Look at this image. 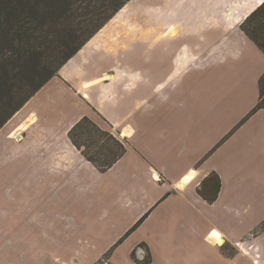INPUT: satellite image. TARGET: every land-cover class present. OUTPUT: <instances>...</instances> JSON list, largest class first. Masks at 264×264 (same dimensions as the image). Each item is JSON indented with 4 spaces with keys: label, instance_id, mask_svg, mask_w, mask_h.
<instances>
[{
    "label": "crops",
    "instance_id": "crops-1",
    "mask_svg": "<svg viewBox=\"0 0 264 264\" xmlns=\"http://www.w3.org/2000/svg\"><path fill=\"white\" fill-rule=\"evenodd\" d=\"M263 3L130 0L63 65L0 130V175L24 173L1 160L30 142L35 111L45 116L60 103L67 120L51 130L58 139L31 165L67 174L72 194L115 176L124 181L109 182L119 202L64 205L72 195L64 192L61 203L41 207L0 188V264H93L106 252L89 259L94 245L105 243L115 246L104 264H138L131 257L137 248L140 264H264V109L251 114L264 54L241 29ZM150 21L153 59L104 53L124 27ZM106 58L118 71H89ZM75 98L85 111L71 107ZM71 117L124 136L126 152L105 173L70 141ZM211 174L219 191L208 203L197 189Z\"/></svg>",
    "mask_w": 264,
    "mask_h": 264
},
{
    "label": "trees",
    "instance_id": "trees-1",
    "mask_svg": "<svg viewBox=\"0 0 264 264\" xmlns=\"http://www.w3.org/2000/svg\"><path fill=\"white\" fill-rule=\"evenodd\" d=\"M129 1L0 0V130ZM241 29L264 54V3ZM263 108L264 74L251 114ZM68 137L85 160L102 172L126 152L110 131L87 117L70 129ZM218 191L215 174L197 189L208 203L216 200ZM263 229L264 222L258 231Z\"/></svg>",
    "mask_w": 264,
    "mask_h": 264
},
{
    "label": "rangeland",
    "instance_id": "rangeland-1",
    "mask_svg": "<svg viewBox=\"0 0 264 264\" xmlns=\"http://www.w3.org/2000/svg\"><path fill=\"white\" fill-rule=\"evenodd\" d=\"M155 46V25L154 21H150L148 25L144 26H139L136 23L124 27L119 32L118 38L112 40L110 43H108V46L104 48V53H106V55L110 54L111 52H113L114 54H119L120 51L123 50L124 53L121 60L129 59L125 60L128 62L137 61L140 59L148 60L153 59L154 53L158 48L156 47L155 49ZM112 64L114 63L108 60V58H106L96 68H94V70L91 68L89 71H97L99 73L103 72L105 74L112 73L113 71H118L116 68L111 66ZM52 85L54 86L55 83H53ZM73 93L75 92L73 91ZM70 96L73 97L72 94H70ZM71 107H75V110L79 112L85 111V108L82 106V103H80L77 98L71 100ZM31 108H28V111ZM34 114L36 116V120L32 124L33 126L28 131V134L32 136L30 142L24 141L23 144L16 146L13 150L8 153L10 155L15 156H7L1 160L9 164V166L11 167L17 166V168H19L21 165V168L24 173L32 172V178H28V174L23 175L24 173H20L18 177H16V179H12L13 175L11 173H6L4 175H0V188L4 190V193L18 191L20 195H23L20 197V200L24 203L30 202V204L32 205L34 203L36 205H40L41 207L43 205L50 204L53 206L56 205L57 202H62L61 200L64 192L72 194L70 189L74 183L69 184L67 180L68 175L63 172H60V170L51 173H49L48 171H46V173H39V171L35 170V168L31 165V162L38 155L43 156L46 152H48L49 147L52 146V142H55V140L58 139V132H52L51 130L63 126V122L67 120V118L65 117L66 113L60 103H55L49 108L47 115L41 116L38 111H35ZM25 116L26 114L21 115L22 118H24ZM69 119L73 120L75 124L80 120L76 119L75 117H71ZM103 126L105 125L103 124ZM116 137L120 142L122 141L121 143L123 144L124 136H122L121 134H116ZM16 142H18L17 139ZM58 147L59 145L56 146L55 151H57ZM94 168L97 170V172L100 173H105L107 171L106 170L102 172L99 171L96 167ZM17 174L18 173H16V175ZM18 178H20L18 184L13 182L16 181ZM112 178V181L110 180V176H107L103 179H99L98 181H90L89 184L85 186L82 191L81 188H78L76 186V192L72 194L71 197L67 195L63 197V204L65 205L68 203H72L73 206L77 204L88 206L91 205L93 202H96L98 204L118 203V196L115 193L117 187H109V182L111 181L116 184L119 183L121 185L124 181H114L115 176ZM101 184H105L104 189L102 188V186H100ZM88 187H90L89 191L87 190ZM61 189H63L64 191H62ZM97 189L98 192L95 193ZM94 246L97 247L98 250H96L93 254L91 253L92 246H83V250L84 252H86V254L91 253V257L89 259H92L98 253L101 254L106 250L103 256L104 258L101 261H97V263L93 264L107 263L109 261L108 259L110 253L115 245L109 247L108 243H105L97 244ZM137 250L138 248L133 251V255H131V257L138 264H140V261H138L139 259L136 256ZM88 263H91V260L84 262V264Z\"/></svg>",
    "mask_w": 264,
    "mask_h": 264
},
{
    "label": "bare ground",
    "instance_id": "bare-ground-1",
    "mask_svg": "<svg viewBox=\"0 0 264 264\" xmlns=\"http://www.w3.org/2000/svg\"><path fill=\"white\" fill-rule=\"evenodd\" d=\"M220 244H222V242H220Z\"/></svg>",
    "mask_w": 264,
    "mask_h": 264
}]
</instances>
